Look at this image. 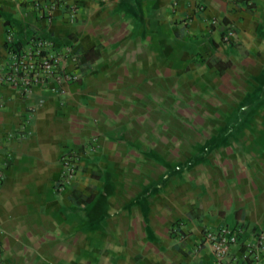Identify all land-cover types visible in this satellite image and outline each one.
Segmentation results:
<instances>
[{
  "label": "crops",
  "instance_id": "0c3cea01",
  "mask_svg": "<svg viewBox=\"0 0 264 264\" xmlns=\"http://www.w3.org/2000/svg\"><path fill=\"white\" fill-rule=\"evenodd\" d=\"M68 2L0 0V264H212L205 230H264V0ZM8 30L78 78L23 96Z\"/></svg>",
  "mask_w": 264,
  "mask_h": 264
},
{
  "label": "built area",
  "instance_id": "2783aa9c",
  "mask_svg": "<svg viewBox=\"0 0 264 264\" xmlns=\"http://www.w3.org/2000/svg\"><path fill=\"white\" fill-rule=\"evenodd\" d=\"M245 7L252 8L254 0H232ZM59 2H65V7L71 18H75L78 8L68 0H34V5L43 14L50 17V12ZM216 21H210L214 24ZM235 35L231 23L225 25L222 40L230 44ZM7 58L4 64L3 80L16 88L24 96L35 86H45L53 91L61 92L62 84L78 78L79 54L71 47L61 45L51 39L32 36L26 42L20 43L14 33L8 30L5 34ZM74 65L69 69L67 62ZM32 108L29 107V112ZM95 148V140L88 143L86 150ZM79 161L78 152L65 153L61 157L64 168L63 180L69 179L76 171ZM2 175L0 173V182ZM244 227H219L216 230H205L202 243L206 244L213 256L212 264H264V230Z\"/></svg>",
  "mask_w": 264,
  "mask_h": 264
}]
</instances>
